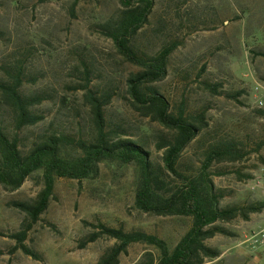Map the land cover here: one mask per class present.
<instances>
[{"label":"rangeland","instance_id":"obj_1","mask_svg":"<svg viewBox=\"0 0 264 264\" xmlns=\"http://www.w3.org/2000/svg\"><path fill=\"white\" fill-rule=\"evenodd\" d=\"M120 9L118 0H0V83L21 68V91L44 98L34 108L44 120L20 131L14 130L10 111L0 105L5 131L17 135L21 150L46 134L90 141L93 124L84 101L89 82L96 96L110 97L104 108L107 130L133 139L162 165L163 150L156 145L172 134L132 109L126 80L137 70L116 54L103 34ZM132 44L146 56L175 45L167 77L154 86L173 112L182 108L185 116H205L207 125L183 152L180 169L198 167L204 153L219 143L236 144L243 160L212 167L213 183L223 194L220 205L264 204L262 189L253 182L264 171V0H156ZM237 173L247 179L238 180ZM135 177L132 166L104 164L95 180H57L47 210L34 224L12 204L36 201L43 188L40 175L14 192L0 186V264H97L116 245L106 237L84 245L97 224L152 235L172 248L191 221L138 212ZM263 225L264 209L247 220L215 223L223 233L204 244L219 256L204 264H264V249L252 250L246 242ZM22 233L23 245L39 261L16 249L11 236ZM147 256L156 260L158 252L133 244L118 264H137Z\"/></svg>","mask_w":264,"mask_h":264},{"label":"trees","instance_id":"obj_2","mask_svg":"<svg viewBox=\"0 0 264 264\" xmlns=\"http://www.w3.org/2000/svg\"><path fill=\"white\" fill-rule=\"evenodd\" d=\"M48 1V0H41ZM79 0H75L77 2ZM156 0H118L120 12L103 34L110 39L116 54L137 71L128 76L126 90L132 109L141 117L148 118L172 134V138L158 140L156 149L163 150L162 165L157 166L145 148L130 138H123L107 130L104 108L110 97H100L84 86V101L89 107L93 132L90 141L74 137L46 134L34 141L26 151L20 149L19 139L5 131L0 117V186L8 192L17 191L23 183L39 174L43 188L36 201L29 205L13 203L12 207L24 213L31 224L47 210L57 180L77 182L95 180L101 165L132 166L136 171L134 181V208L142 213L158 217H178L191 221L189 229L172 247L165 241L141 232L127 233L119 228L102 224L93 226L97 230L86 243L106 237L116 241L108 253L101 256L97 264H118L130 245L142 243L158 252L153 260L144 257L137 264H204L214 260L218 252L208 248L204 242L223 233L214 227L217 222H231L237 217L247 220L250 214L260 213L264 204L243 208H222L223 194L213 183L212 167L215 164L237 162L244 153L233 143H219L209 148L200 165L189 171L180 169L183 152L206 127L204 114L185 116L183 109L173 112L169 101L154 86L168 74V58L175 45L163 48L153 56L138 52L132 42L138 32L148 23ZM260 56L264 59V53ZM22 69L17 68L9 81L0 83V105L12 114L15 131L34 127L44 120L34 111L43 103L40 95L24 94ZM217 93V87L211 89ZM241 180L247 176L236 174ZM173 180V184L168 182ZM20 249L34 261L40 258L23 245L25 234L11 236ZM83 245V246H84Z\"/></svg>","mask_w":264,"mask_h":264},{"label":"built area","instance_id":"obj_3","mask_svg":"<svg viewBox=\"0 0 264 264\" xmlns=\"http://www.w3.org/2000/svg\"><path fill=\"white\" fill-rule=\"evenodd\" d=\"M254 186L262 189L264 196V171L262 174L253 180ZM246 242L252 250H263L264 249V225L257 231L251 232L246 237Z\"/></svg>","mask_w":264,"mask_h":264}]
</instances>
